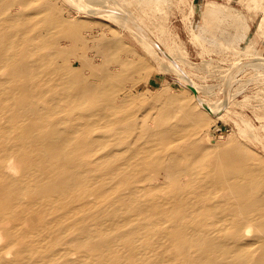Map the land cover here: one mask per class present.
Returning a JSON list of instances; mask_svg holds the SVG:
<instances>
[{
  "label": "bare ground",
  "instance_id": "1",
  "mask_svg": "<svg viewBox=\"0 0 264 264\" xmlns=\"http://www.w3.org/2000/svg\"><path fill=\"white\" fill-rule=\"evenodd\" d=\"M12 2L0 0V74L4 75L0 76V115L6 118L0 124V230L7 238L5 244L22 245L21 264L33 263L34 252H38L36 259L48 257L47 264H95L96 258L97 264H147L152 251L165 243L158 238L153 246H147L146 233L167 229L168 246L181 245L172 249V264H264V175L245 158H233L228 168L218 172L202 173L197 162L208 157L207 149L192 146L188 147L189 153L183 154L178 147L164 145L169 161L164 154L158 155L151 168L170 179L174 201L169 210L150 200L118 204L115 191L103 196L105 188L111 189L109 181L85 183L87 172L107 158L97 156L105 143L94 134L95 130L106 122L126 121L123 115H117L115 76L107 70L108 63L117 57L104 38L84 34L68 37L59 16L43 24L40 12H26L31 10L30 0H20V16L9 12ZM102 6L85 8L96 18L105 16L125 25L130 23L127 11L109 1ZM49 13L52 11L44 15ZM65 39L75 42L66 49L61 42ZM79 40V56L87 60L84 71H78L69 57ZM157 40L169 60L163 66L173 69L183 80L198 111L213 119L221 117L227 100L204 97L209 87L201 94L203 85L193 82L181 66L188 63L183 48L160 35ZM138 41L150 56L163 58L142 35ZM93 47L102 57L96 64L86 52ZM245 122L249 128L250 122ZM109 144L114 147L117 142ZM114 151L110 149L107 155ZM124 174L122 168L117 171L118 176ZM196 174L206 184L200 191L194 187ZM148 178L142 175L139 180ZM130 188L135 193L139 187ZM75 209L89 211L79 217L80 223L67 233L66 240L74 245L88 242V249L81 250L83 254L78 258L61 252V248L37 250L52 231L53 221L58 219L67 226L76 218L75 214L64 216L59 211ZM124 212L135 213L136 223L129 226ZM148 215L154 218L149 221ZM251 229L250 240H244ZM168 246L157 251L159 260L155 264ZM191 248H195L196 255ZM1 250L0 264H6L9 259Z\"/></svg>",
  "mask_w": 264,
  "mask_h": 264
},
{
  "label": "rangeland",
  "instance_id": "2",
  "mask_svg": "<svg viewBox=\"0 0 264 264\" xmlns=\"http://www.w3.org/2000/svg\"><path fill=\"white\" fill-rule=\"evenodd\" d=\"M30 1L31 10L26 12H40L41 23L47 24L59 16L64 23L61 28L68 37L84 34L88 38H104L111 44L109 49L117 57V60L108 63L107 70L115 76L113 85L119 96L117 115H123L126 121L117 119L106 122L101 129L95 130L94 134L105 143L97 156L107 158L106 162L94 165L87 172L83 178L86 184L109 181L111 189L105 188L103 196L112 195L110 192L115 191L113 195L119 199L118 204H136L138 199L150 200L169 210L174 201V191L168 185L170 179L151 168L158 155L164 154L169 161V153L164 152V145L178 147L183 154L189 153L188 147L192 146L207 149L208 157L202 163L197 162L202 173L226 169L233 158L242 157L257 166L264 175V0ZM108 1L127 11L130 23L125 25L105 16L96 18L86 11V5L101 9L102 4ZM20 7V0H13L9 12L20 16L17 11ZM46 11L52 13L44 15ZM141 35L153 43L162 59H156L144 50L138 41ZM159 35L166 41H176L183 48L188 63L181 66L193 82L203 85L201 94L209 87L210 94L203 92L204 97L227 100L221 117L213 119L198 111L194 96L183 80L173 69L163 66L169 60L162 53L165 49L157 40ZM61 42L67 49L75 41L65 39ZM79 44L80 40L69 57L78 71H84L87 60L79 56ZM86 52L90 54L88 57L92 63L101 62L102 57L96 53L95 47ZM0 76L4 77L2 74ZM42 101L48 104L47 100ZM245 121L250 122L248 124L252 127L247 126L251 129L246 127ZM5 122V116L0 115V124ZM112 140L117 142L114 147L109 144ZM112 148L115 151L107 155ZM144 165L145 168H140ZM121 168L125 171L124 176L117 175ZM109 174L113 176L108 178ZM142 175L150 178L142 182L139 180ZM196 175L194 187L200 191L206 184L199 180L200 174ZM131 185L139 187L135 193H132ZM65 210L59 212L64 216L75 214L76 218L67 226L58 219L53 221L52 231L45 236L37 250L61 248V252L78 258L83 254L81 250L88 249V242L74 245L66 240V235L80 223L79 217L89 210ZM186 213H190V210ZM124 214L129 226L136 223L138 216L135 213ZM153 218V215L147 216L149 221ZM167 231H148L145 238L149 243L146 245L153 246L160 238L165 243L161 247L166 248ZM247 234L244 240L251 238L253 230ZM6 240L0 230L1 251L9 259L6 264H21L19 255L22 245L17 242L5 244ZM161 247L152 251L147 264L156 263V253ZM175 247L181 245L168 246L166 251H161L162 259L158 264H172V249ZM191 253L196 255L195 248H191ZM37 255L38 252L32 253L31 264L50 262L48 257L36 259ZM98 259L93 262L97 264Z\"/></svg>",
  "mask_w": 264,
  "mask_h": 264
}]
</instances>
